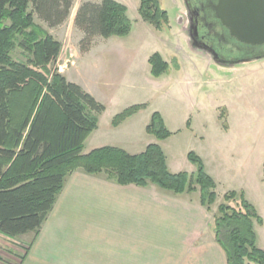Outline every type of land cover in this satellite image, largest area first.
Returning <instances> with one entry per match:
<instances>
[{"label":"trees","instance_id":"obj_1","mask_svg":"<svg viewBox=\"0 0 264 264\" xmlns=\"http://www.w3.org/2000/svg\"><path fill=\"white\" fill-rule=\"evenodd\" d=\"M75 0H0V234L19 239L29 233L39 236L74 172L104 176L121 185H151L176 195L199 191L201 204L209 210L218 194L203 161L189 154L196 173H172L159 145L153 144L140 155H130L114 147H102L85 154V143L99 128L106 107L81 86L71 83L53 67L63 45L36 23L49 28L62 26L70 17ZM141 20L158 31L169 23L160 0H140ZM81 32L82 51L88 53L95 39L124 38L131 34L128 8L115 0L81 5L75 17ZM22 49L26 61L13 58ZM151 75L167 74L170 65L160 54L149 59ZM145 109L137 105L117 115L112 125ZM158 140L168 139L159 113L147 129ZM242 208L234 203L238 194L224 197L215 216V234L227 254L228 264H264V251L257 246L255 222L263 219L239 196Z\"/></svg>","mask_w":264,"mask_h":264},{"label":"rangeland","instance_id":"obj_2","mask_svg":"<svg viewBox=\"0 0 264 264\" xmlns=\"http://www.w3.org/2000/svg\"><path fill=\"white\" fill-rule=\"evenodd\" d=\"M119 2L128 8L131 34L97 38L88 53L82 51L83 36L74 25L77 10L57 29L36 17V23L63 45L61 59L53 69L106 107L99 128L85 143V154L114 147L135 156L156 144L172 173L192 175L196 167L189 154L193 153L216 185L215 209L225 203L227 194L236 192L238 198L230 205L240 210L239 196L244 194L264 219V59L226 68L194 51L178 23L181 0H160L169 15L162 31L141 20L140 0ZM157 53L171 68L154 78L149 59ZM12 56L26 61L27 54L18 49ZM137 105H145V109L117 128L112 125L117 115ZM156 113L172 133L166 140L147 132ZM7 243L24 249L21 240L0 238V262L5 264Z\"/></svg>","mask_w":264,"mask_h":264},{"label":"crops","instance_id":"obj_3","mask_svg":"<svg viewBox=\"0 0 264 264\" xmlns=\"http://www.w3.org/2000/svg\"><path fill=\"white\" fill-rule=\"evenodd\" d=\"M87 2L102 0H75L71 14ZM217 209L203 206L199 191L176 195L154 185L121 186L77 171L66 179L39 236L19 238L24 249L6 244L7 264H228L216 239ZM255 231L264 251V219Z\"/></svg>","mask_w":264,"mask_h":264},{"label":"flooded vegetation","instance_id":"obj_4","mask_svg":"<svg viewBox=\"0 0 264 264\" xmlns=\"http://www.w3.org/2000/svg\"><path fill=\"white\" fill-rule=\"evenodd\" d=\"M178 23L187 32L190 47L226 68L264 57V46H248L234 39L216 13L219 0H181Z\"/></svg>","mask_w":264,"mask_h":264},{"label":"water","instance_id":"obj_5","mask_svg":"<svg viewBox=\"0 0 264 264\" xmlns=\"http://www.w3.org/2000/svg\"><path fill=\"white\" fill-rule=\"evenodd\" d=\"M216 13L238 42L264 46V0H219ZM258 60L262 58L249 62Z\"/></svg>","mask_w":264,"mask_h":264}]
</instances>
